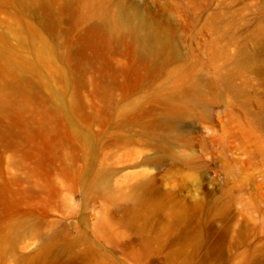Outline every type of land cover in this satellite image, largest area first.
<instances>
[{"label": "rangeland", "instance_id": "1", "mask_svg": "<svg viewBox=\"0 0 264 264\" xmlns=\"http://www.w3.org/2000/svg\"><path fill=\"white\" fill-rule=\"evenodd\" d=\"M0 264H264V0H0Z\"/></svg>", "mask_w": 264, "mask_h": 264}, {"label": "bare ground", "instance_id": "2", "mask_svg": "<svg viewBox=\"0 0 264 264\" xmlns=\"http://www.w3.org/2000/svg\"><path fill=\"white\" fill-rule=\"evenodd\" d=\"M118 18H120L125 25L129 26L138 33L143 41V49H148L150 46L149 42L157 41V39L160 37L158 32L149 28V22L147 18L137 9L131 7H122L119 10Z\"/></svg>", "mask_w": 264, "mask_h": 264}]
</instances>
